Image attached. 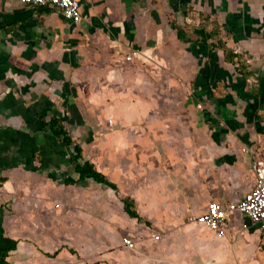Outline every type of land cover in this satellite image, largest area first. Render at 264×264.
Wrapping results in <instances>:
<instances>
[{"label":"crops","instance_id":"obj_1","mask_svg":"<svg viewBox=\"0 0 264 264\" xmlns=\"http://www.w3.org/2000/svg\"><path fill=\"white\" fill-rule=\"evenodd\" d=\"M80 3L75 22L0 0V264H264L244 213L225 237L190 221L242 200L264 157V0Z\"/></svg>","mask_w":264,"mask_h":264},{"label":"built area","instance_id":"obj_2","mask_svg":"<svg viewBox=\"0 0 264 264\" xmlns=\"http://www.w3.org/2000/svg\"><path fill=\"white\" fill-rule=\"evenodd\" d=\"M21 2L31 7H57L65 16L75 22H80L83 18L80 0H21ZM136 54L137 52L133 51L128 59H132ZM252 84L256 85L257 79H252ZM243 151L255 154L253 148H243ZM251 168L255 174L254 186L242 200L226 205L212 202L209 204L207 212L191 216L190 221L216 231L219 237H225V226L229 213L240 211L250 218L252 224L259 227L264 236V157L255 156ZM124 244L129 249L136 247L135 241L131 238H125Z\"/></svg>","mask_w":264,"mask_h":264},{"label":"trees","instance_id":"obj_3","mask_svg":"<svg viewBox=\"0 0 264 264\" xmlns=\"http://www.w3.org/2000/svg\"><path fill=\"white\" fill-rule=\"evenodd\" d=\"M175 29L178 31V36L182 41L189 40L188 39V31H195V27L193 25L186 24L184 27L173 25ZM51 127L54 128V133L58 137H61L63 142L67 146H73L74 151L72 155H70V159L77 163V170L80 173V177L84 178H93L98 182L108 183L105 177L95 168V166L89 161H84L83 158V150L79 145H76L69 133L65 129L63 122L60 119H53L51 122ZM83 161V162H82ZM127 212L134 217H138L135 211L130 209L129 207L132 205V202L128 199L125 200Z\"/></svg>","mask_w":264,"mask_h":264},{"label":"rangeland","instance_id":"obj_4","mask_svg":"<svg viewBox=\"0 0 264 264\" xmlns=\"http://www.w3.org/2000/svg\"><path fill=\"white\" fill-rule=\"evenodd\" d=\"M197 22V21H196ZM262 237H264L263 235H262Z\"/></svg>","mask_w":264,"mask_h":264}]
</instances>
